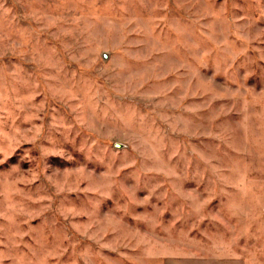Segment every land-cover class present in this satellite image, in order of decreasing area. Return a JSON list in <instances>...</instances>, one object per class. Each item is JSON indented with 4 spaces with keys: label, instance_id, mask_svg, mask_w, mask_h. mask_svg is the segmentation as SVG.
<instances>
[{
    "label": "rangeland",
    "instance_id": "374dc122",
    "mask_svg": "<svg viewBox=\"0 0 264 264\" xmlns=\"http://www.w3.org/2000/svg\"><path fill=\"white\" fill-rule=\"evenodd\" d=\"M188 255L264 264V0H0V264Z\"/></svg>",
    "mask_w": 264,
    "mask_h": 264
},
{
    "label": "crops",
    "instance_id": "0c3cea01",
    "mask_svg": "<svg viewBox=\"0 0 264 264\" xmlns=\"http://www.w3.org/2000/svg\"><path fill=\"white\" fill-rule=\"evenodd\" d=\"M157 264H245L239 256H176L158 259Z\"/></svg>",
    "mask_w": 264,
    "mask_h": 264
},
{
    "label": "water",
    "instance_id": "95a60500",
    "mask_svg": "<svg viewBox=\"0 0 264 264\" xmlns=\"http://www.w3.org/2000/svg\"><path fill=\"white\" fill-rule=\"evenodd\" d=\"M115 148H117V149H123L124 148V145L117 143V144H115Z\"/></svg>",
    "mask_w": 264,
    "mask_h": 264
}]
</instances>
